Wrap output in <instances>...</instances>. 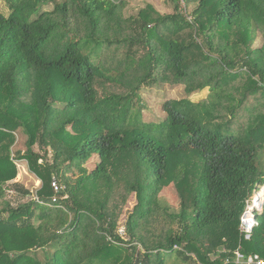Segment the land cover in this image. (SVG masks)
I'll list each match as a JSON object with an SVG mask.
<instances>
[{"label":"trees","instance_id":"1","mask_svg":"<svg viewBox=\"0 0 264 264\" xmlns=\"http://www.w3.org/2000/svg\"><path fill=\"white\" fill-rule=\"evenodd\" d=\"M3 1L0 198L21 161L41 188L1 207L0 264H224L239 247L264 259V209L250 240L240 232L264 186V0H187L193 18L175 0L129 18L125 0ZM161 85L187 97L145 123L139 93ZM171 187L178 211L160 204Z\"/></svg>","mask_w":264,"mask_h":264},{"label":"rangeland","instance_id":"2","mask_svg":"<svg viewBox=\"0 0 264 264\" xmlns=\"http://www.w3.org/2000/svg\"><path fill=\"white\" fill-rule=\"evenodd\" d=\"M58 2H62L63 0H57ZM127 2V7L124 10V14L126 18L138 16L141 11L147 9L148 6H152L157 12H159L162 16L170 15L175 12L174 4L171 0H125ZM199 4V2H198ZM197 2L194 5L189 6V12L187 16L189 18H193L192 12L198 6ZM53 4L44 6L42 10H52ZM0 10H3L4 13L8 14V10L3 0H0ZM262 45V38H259L256 46L260 47ZM209 94V89H205L204 91L194 94L189 97L195 103H199L205 98H207ZM140 95V103L138 105V110L142 114V119L145 123L152 124H161L165 121L167 114L164 111V105L168 101L172 100H181L186 98L187 95L185 93L184 87L182 86H169V85H161L155 86L152 88L142 89L139 93ZM17 148L20 147V150L25 151V138L23 136H19L16 139ZM35 150L39 152V147H36ZM18 165V177L12 183H18L22 187L31 190L33 193L32 196L23 197L20 193H18L14 187H12V183L7 188L6 194L4 198H0V209L4 205L5 202H11L13 206H17L26 202H29L35 196L37 190L41 188V181H39L35 175L31 174L28 169V165L26 162L21 161L17 162ZM82 173L85 175L89 172L91 167L87 163H81ZM68 174H70L68 172ZM73 174V173H72ZM137 204L136 198L133 195L128 202V205L125 207L120 221V230L123 233L125 228L123 224L126 222L127 215L133 211V208ZM160 204L163 208H169L172 211H178L180 205V198L177 195L175 189L173 187L164 189L160 194ZM43 256L40 254V258ZM167 264H185L182 259H176L175 255L168 260ZM186 264H194L192 261Z\"/></svg>","mask_w":264,"mask_h":264},{"label":"built area","instance_id":"3","mask_svg":"<svg viewBox=\"0 0 264 264\" xmlns=\"http://www.w3.org/2000/svg\"><path fill=\"white\" fill-rule=\"evenodd\" d=\"M179 3L184 10L187 11V0H175ZM53 187L56 192H59L62 187L56 180L53 182ZM56 201V200H55ZM264 209V186H261L259 190L255 191L252 199L247 202L246 210L241 218L240 232L246 240H250L252 233L259 223L257 221V214L261 213ZM227 251L222 250L221 255L226 254ZM229 253V252H228ZM224 264H264V259L258 255L244 256L241 253V248L234 252V259L230 257L223 258Z\"/></svg>","mask_w":264,"mask_h":264}]
</instances>
